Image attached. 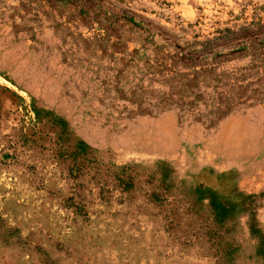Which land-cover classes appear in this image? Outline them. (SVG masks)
I'll return each mask as SVG.
<instances>
[{
	"label": "rangeland",
	"instance_id": "obj_1",
	"mask_svg": "<svg viewBox=\"0 0 264 264\" xmlns=\"http://www.w3.org/2000/svg\"><path fill=\"white\" fill-rule=\"evenodd\" d=\"M0 264H264V0H0Z\"/></svg>",
	"mask_w": 264,
	"mask_h": 264
}]
</instances>
